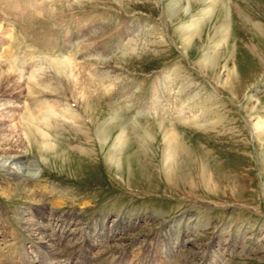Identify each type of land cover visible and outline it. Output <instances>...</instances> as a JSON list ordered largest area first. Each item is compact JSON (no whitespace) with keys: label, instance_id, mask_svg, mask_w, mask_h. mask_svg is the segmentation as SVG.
Segmentation results:
<instances>
[{"label":"rangeland","instance_id":"obj_1","mask_svg":"<svg viewBox=\"0 0 264 264\" xmlns=\"http://www.w3.org/2000/svg\"><path fill=\"white\" fill-rule=\"evenodd\" d=\"M209 5L0 0V74L24 105L52 100L81 118L50 116L57 152L30 137L27 192L0 169V264H264V0H218L180 31ZM61 53L78 61L75 86L51 60ZM153 101L182 109L164 114L184 150L173 177ZM135 121L152 134L143 148ZM121 125L128 173L107 162Z\"/></svg>","mask_w":264,"mask_h":264},{"label":"bare ground","instance_id":"obj_2","mask_svg":"<svg viewBox=\"0 0 264 264\" xmlns=\"http://www.w3.org/2000/svg\"><path fill=\"white\" fill-rule=\"evenodd\" d=\"M208 3L210 5L208 6V8L201 11L200 16L195 18L193 17L191 23L184 24L182 27H180L181 32L188 33L191 30H194L195 25H193V23L197 22V19L204 15L205 12L207 13V11L212 9L218 3V0H208ZM3 34L4 35H1V38H11L12 36L9 28H7ZM190 38L191 36L186 34V36L182 38V41H189ZM74 57V55L72 56L67 55L66 53H61L58 55V57L52 58L51 60L56 64L59 72L65 73L66 70L69 71L71 82H73L74 84H72L75 86V84L77 83V76L79 77V73L74 72V70L78 69V67L76 68L78 61L77 59H74ZM206 58L207 57H204L201 60L203 64H207ZM89 72V74H91V79L97 76L106 78L112 74L111 71H97L94 69H90ZM103 73H105V76H103ZM3 75V73L2 75L0 74V90H2V92H0V169H2V171L4 172L6 171L8 175H11L12 180L18 179V188L21 189L22 192H27L29 188L26 186L27 183L25 181L26 179L24 178L26 176L23 174V170L21 171V167L24 164L21 153L23 152V148L30 144V137L32 136L33 138H38L42 150L57 152V140L53 133V127L58 120H49L50 116H59L64 121L70 122L72 124H78V126H80L81 124V118L80 114L76 112L77 110L74 111L73 109L65 105L59 106V104L55 103L52 100H50L51 102L38 101L39 103L35 101L26 103L25 100L26 104L24 105L22 98L25 97V94L23 93V91L11 88L10 85L7 84V75ZM114 75L117 76L116 73H114ZM159 78L160 80H162L166 77L161 76ZM100 80H102V78ZM13 94H17L16 96L18 98L20 97V100L16 97H13ZM85 98L86 97L83 96L81 97L82 100H84ZM168 110L169 108L167 110L165 108L163 109L159 106V103L157 104V102L153 101L149 106L147 113H152L155 117H157L158 126L160 127V130L163 131V136L161 137L163 145L165 147L163 167L167 175L173 177V169L174 165L176 166L177 157L179 156L180 151L183 152L184 150L180 147L181 145L178 140L177 132L170 124H167V122H165L164 114L168 116V112H172L169 114L172 117L174 114L179 115L180 113H182V109H171L172 111ZM115 112H118V110H116ZM158 112L161 113V115H158ZM117 114L118 113H116V116ZM112 120H115V117ZM110 121H105L99 129V136L101 139V144L103 145L108 142V137L111 130ZM127 125H121L119 127V132L116 137L113 138L114 140H112L113 142L111 143V147L107 153L108 164L113 166L117 170V172L121 173L124 172V170L126 171V168L128 166L125 157V155L127 154L126 149L129 139L127 133ZM131 128L132 134H135V132L146 131L142 132L144 134H137L134 136L137 137L138 142L140 141L139 147L143 148L144 146L142 145V143L147 141L150 142L152 140V134L149 133V131L143 129L139 125V122H133ZM254 128L257 132L262 133V135L264 136V117H261L260 115L254 116ZM8 191L9 190L7 189L4 192Z\"/></svg>","mask_w":264,"mask_h":264}]
</instances>
